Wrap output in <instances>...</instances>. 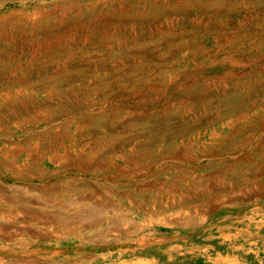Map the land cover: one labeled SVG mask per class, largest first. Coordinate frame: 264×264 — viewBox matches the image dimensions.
Wrapping results in <instances>:
<instances>
[{
  "label": "rangeland",
  "instance_id": "rangeland-1",
  "mask_svg": "<svg viewBox=\"0 0 264 264\" xmlns=\"http://www.w3.org/2000/svg\"><path fill=\"white\" fill-rule=\"evenodd\" d=\"M263 120L264 0H0V264H264Z\"/></svg>",
  "mask_w": 264,
  "mask_h": 264
},
{
  "label": "bare ground",
  "instance_id": "bare-ground-1",
  "mask_svg": "<svg viewBox=\"0 0 264 264\" xmlns=\"http://www.w3.org/2000/svg\"><path fill=\"white\" fill-rule=\"evenodd\" d=\"M84 95V94H83ZM30 102V101H29ZM92 116V115H91ZM246 116V115H245ZM243 118V116H242ZM263 118V117H262ZM257 120V119H256ZM234 121V120H233ZM264 121V120H263ZM246 122H238L237 125L235 127L232 128V133L230 135V137H235V136H238V135H242L241 132L242 130H244V128L246 127V124H244ZM231 128V127H230ZM247 131V130H246ZM244 134V132H243ZM216 136V135H215ZM229 137V136H228ZM52 152V151H51ZM40 154V153H39ZM143 153L142 152H139V151H134L132 152V159L133 160H136V161H146V155H142ZM68 155V154H67ZM81 155V154H80ZM142 155V156H141ZM57 156V155H56ZM59 158V157H58ZM87 160H90L92 159V155H89L87 158ZM86 159H84L86 161ZM148 159V158H147ZM148 161V160H147ZM134 162V161H133ZM135 163V162H134ZM239 164H242L241 162H238ZM98 164V163H97ZM148 164V163H147ZM144 165V164H143ZM243 165L245 166L243 168V170H239L240 171V175L242 176L241 177V180L243 181H248L249 178L247 177V173L249 174L250 172H252L253 176L257 179V174L254 172V171H257V172H260L261 174H264V155L262 156H259L257 159L254 158L253 160H248L247 163H243ZM151 167V166H150ZM234 169V167H232ZM241 168V166H240ZM242 169V168H241ZM232 171V170H231ZM242 171H244L245 173H242ZM248 171V172H247ZM233 172V171H232ZM238 172V171H237ZM235 174V172H234ZM239 175V174H238ZM239 175V176H240ZM44 176V175H43ZM48 179V178H47ZM41 180V179H39ZM255 180V179H254ZM262 181V179H261ZM263 183V182H262ZM10 198V197H9ZM8 198V199H9ZM21 198V197H20ZM14 201H17V200H14ZM3 202V201H2ZM22 202V201H21ZM12 203V202H11ZM83 210V209H82ZM33 217V216H31ZM97 216L95 215L94 217H90L91 220L95 219ZM43 221V220H42ZM95 222V221H93ZM7 230V229H6ZM54 235V234H53ZM1 249V248H0ZM6 252V251H5ZM8 253V251L6 252ZM5 253V254H6ZM4 254V253H3ZM6 256V255H5Z\"/></svg>",
  "mask_w": 264,
  "mask_h": 264
}]
</instances>
